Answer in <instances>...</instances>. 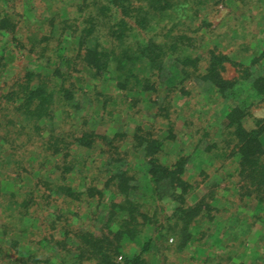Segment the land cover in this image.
Here are the masks:
<instances>
[{"label":"trees","instance_id":"1","mask_svg":"<svg viewBox=\"0 0 264 264\" xmlns=\"http://www.w3.org/2000/svg\"><path fill=\"white\" fill-rule=\"evenodd\" d=\"M236 1L246 13L263 4ZM226 2L0 0V264L10 252L15 264H174L215 235L225 253L211 263L244 264L234 260L264 224V118L250 111L264 102V48L248 63L225 51L213 22ZM195 80L225 103L218 117L213 106L179 115L174 97L190 98ZM109 83L116 95L102 91ZM79 94L106 116L157 109L132 134L108 136L77 116ZM178 116L191 146L168 154ZM194 155L206 167L191 172ZM92 204H105L99 231L73 222Z\"/></svg>","mask_w":264,"mask_h":264},{"label":"rangeland","instance_id":"2","mask_svg":"<svg viewBox=\"0 0 264 264\" xmlns=\"http://www.w3.org/2000/svg\"><path fill=\"white\" fill-rule=\"evenodd\" d=\"M251 9L249 12H244L242 9V4L238 1L231 2V0H227V2L220 7L219 13L214 19V25L219 28V31L222 34V38L225 41V51L230 54V57L234 61H241L243 63H248L250 57L257 56L260 54L261 50L264 48V0L263 4L251 3ZM237 26L240 30L241 34L231 35L233 27ZM236 27V28H237ZM206 43H213L209 35L205 37ZM29 63H26V60L21 61V70H25ZM236 68L232 65L227 66L226 77L228 79H233L236 77ZM186 89L192 91V96L188 99L182 97L177 94L174 97V104L176 108L179 110V115L188 112L186 110L192 109L190 111L193 112V118L197 117V113L201 111V113H208L213 106V110L209 115L218 117L219 114L223 111L225 107V103L220 102H210L208 98L212 97V88L206 84L200 83L198 81H193L186 86ZM105 94L116 95L115 87L112 83L104 86L102 90ZM238 94L241 95V91ZM79 101L81 103V110L77 113V116L80 118H87V123L90 129L96 131L100 134H106L108 136H112L116 131H126L129 134H132L134 128L138 125H145L146 123L151 122V118L154 116L157 106L154 104H147L144 107L143 115L140 118H132L129 119L126 115H121V117H117V115L106 116L100 110H96L94 106H92L88 100L83 97L81 94L78 95ZM215 97L213 96L212 99ZM234 99L241 101L238 97H234ZM212 104H208L207 102ZM215 103V104H213ZM252 115L264 118V102L255 103L250 109ZM188 114V113H187ZM205 114V115H206ZM186 115V114H185ZM207 115L208 117H210ZM184 118L182 116H178L175 126V135H176V143L173 145H168L167 151L168 154L173 153L178 147H186L191 146L190 140V130L184 126ZM213 120V118L211 119ZM213 122L217 124H212L211 128L214 129L215 126L221 125V120ZM215 130V129H214ZM214 131L212 132V134ZM188 146V147H189ZM193 146V144H192ZM187 147V148H188ZM55 160H58L57 158ZM189 171H194L196 168L206 167L202 157L192 156L189 160L188 164ZM213 179H217V176H213ZM26 184H28V178L25 179ZM207 184H204L199 190L196 192L195 197L189 199V202H192L193 199L200 197L203 195ZM106 202L108 199L106 198ZM168 211L170 212L174 204H170L167 202ZM252 204L248 212H251L253 208ZM0 218H1V210H0ZM106 210L105 204L96 205L92 204L88 207V217L86 219H73V222H77L82 224V226L90 229H94L95 231H99L103 228L106 222ZM0 219V223H1ZM80 220V221H79ZM104 232L106 229L104 228ZM264 235V224L262 222H256L255 227L253 228L244 249H242L238 258L234 260L235 263L243 262L244 264H264V248L261 242L260 236ZM216 236V235H215ZM215 236H208L205 241L208 242V247L206 253L203 255H197L196 260H189V258L193 257L194 248L188 247L184 253H175L173 254V263L174 264H182L184 262L192 263V264H204V258H209V263H215L218 260V257L223 255L225 252H221V249L215 240ZM171 243V241H169ZM24 246H21L20 251L24 254ZM132 251H135L136 248L132 247ZM7 261L4 264H15L14 258L8 253Z\"/></svg>","mask_w":264,"mask_h":264}]
</instances>
